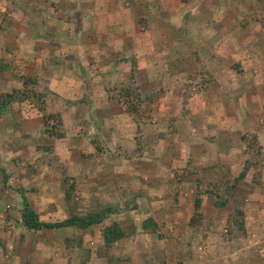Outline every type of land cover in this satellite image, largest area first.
I'll list each match as a JSON object with an SVG mask.
<instances>
[{"label":"rangeland","instance_id":"obj_1","mask_svg":"<svg viewBox=\"0 0 264 264\" xmlns=\"http://www.w3.org/2000/svg\"><path fill=\"white\" fill-rule=\"evenodd\" d=\"M16 88L0 264H264V0H0V92ZM245 169L228 209L198 179ZM22 191L43 221L113 210L31 230Z\"/></svg>","mask_w":264,"mask_h":264},{"label":"trees","instance_id":"obj_2","mask_svg":"<svg viewBox=\"0 0 264 264\" xmlns=\"http://www.w3.org/2000/svg\"><path fill=\"white\" fill-rule=\"evenodd\" d=\"M29 98H30L29 93H26V90L24 89L22 91L21 88H16L11 92H0V113L1 114L7 113L10 110L12 104L16 102H23L25 100H28ZM47 123H49V118H47ZM44 130H45V133L50 136H57V135L63 136V133L59 134L58 127L56 128L52 126L50 127L47 124ZM210 170L211 169H209L208 171ZM246 170L247 169L242 171V173L238 177H235V178L230 177L227 180L225 178L226 173H224L223 176L220 177L219 179L217 178L218 176L214 177L213 174H208L206 175L205 178L203 177L200 178L198 176V179L200 180V183L202 184L201 186L203 185L206 186L205 192H207L208 194L214 195L216 197H219L218 206L221 209H228V204L230 200L225 195L227 192H230L238 184L240 180L246 177V174H247ZM2 172L6 174V171L4 169L2 170ZM7 180H8L7 175H5V182H7ZM21 195L23 197V205H24L23 212H22L23 223L29 229L37 230V231H41L45 228L60 229L64 227H77L79 229H87L95 224L102 223L113 210L111 208H106L101 213L99 212L91 213L84 217L71 216L64 220L56 221V222L43 221L40 219L35 209L32 208L31 204L28 201V198L26 197L23 191ZM201 205H202V200H200V198H197L196 203H195L196 213H195L193 220L195 219V217L201 215V212H200ZM228 213H230V211ZM243 218H244V211L241 208H235V212H231V215L228 216V220H227V224H229V226L231 227L230 234H232L237 229H238V232L239 231L244 232L245 224H244ZM143 225L144 227H148L149 225L151 226L153 225V221L147 220ZM125 235H126V232L119 223H114L108 226L107 229L105 230L106 246L109 247L110 245H113L118 240H121L122 238H124Z\"/></svg>","mask_w":264,"mask_h":264},{"label":"crops","instance_id":"obj_3","mask_svg":"<svg viewBox=\"0 0 264 264\" xmlns=\"http://www.w3.org/2000/svg\"><path fill=\"white\" fill-rule=\"evenodd\" d=\"M204 196H205V195H204ZM210 197L213 198L212 196H210ZM214 197H216V196H214ZM215 199H216V198H213V200H215ZM202 204H203V203H202ZM257 204H258V205L260 204L259 206H260V208H261L263 202H262V201H259V203H257ZM263 205H264V204H263ZM260 208H259V209H260ZM195 209H196V208H195ZM153 215H154V214H153ZM147 220H152L153 223H154V222L157 223V218H156V216H154L153 219H152V217H151V218H148ZM99 224H100V223H99ZM96 225H97V224H96Z\"/></svg>","mask_w":264,"mask_h":264}]
</instances>
